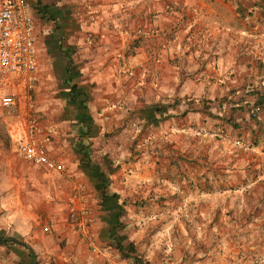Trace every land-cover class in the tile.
Masks as SVG:
<instances>
[{
    "label": "crops",
    "instance_id": "0c3cea01",
    "mask_svg": "<svg viewBox=\"0 0 264 264\" xmlns=\"http://www.w3.org/2000/svg\"><path fill=\"white\" fill-rule=\"evenodd\" d=\"M28 2L42 37L35 111L48 150L66 168L50 183L61 212L63 202L81 207L87 201L97 203L106 219L98 180L83 170L80 157L68 155L61 138L58 127L70 121L78 130L71 150L85 146L107 179L106 192L117 193L123 207L133 198L147 199L156 218L190 220L193 233L206 221L219 224L209 231L219 247L213 257L180 264H254V251L264 252V232L250 228L259 200L252 190H264V108L254 114L257 98H246L239 86L231 102L223 100L235 84H223L221 75L243 76L242 60L264 62V0ZM239 15L244 36L238 34ZM205 61L214 64L213 79ZM252 71L263 77L257 68ZM71 85L86 95L85 118L92 119L88 133L79 116L66 119L75 111L64 94ZM103 131L112 133L104 144L99 141ZM239 190L245 197L240 202ZM80 238L68 236L73 243ZM44 239L33 232L25 241H3L12 243L22 261L44 247ZM193 244L179 252H198Z\"/></svg>",
    "mask_w": 264,
    "mask_h": 264
},
{
    "label": "rangeland",
    "instance_id": "374dc122",
    "mask_svg": "<svg viewBox=\"0 0 264 264\" xmlns=\"http://www.w3.org/2000/svg\"><path fill=\"white\" fill-rule=\"evenodd\" d=\"M238 18V34L244 36L245 34L240 32V28H242L240 22H245V20L240 15ZM41 38V34H38V43ZM241 48L245 49L243 45L239 44V50ZM218 63L216 62L215 68ZM238 63L246 68L243 71V76L238 74L233 78L229 74L224 76L226 73L221 75L223 84L228 82L235 84L232 88L229 87L222 97L223 100L225 98L229 102L237 95V86L241 92L244 91L248 99L256 98V92L261 91L264 87V82H262L264 81V72H260L264 67V62L259 61L256 65L249 60H242ZM204 65L206 69L211 70L206 74L210 76V79H213V62L205 61ZM252 68H257L258 73H261L259 76L263 74V77L251 75ZM40 79L39 77L37 84ZM241 84H244L245 87ZM53 86L55 87L56 84H51V87ZM3 94L4 92L0 89V99ZM33 97V115L37 119L35 93ZM260 105L261 108H264V101L260 102ZM253 110L254 114L260 111L256 108ZM26 113L27 109L22 99L16 109L4 107L0 100V237H12L19 241H25L26 238L32 236L33 232H39L45 238V245L36 249L34 255L21 261L18 258V253L12 249V243L0 240V264H33V262L34 264H132V260L121 254L115 244L106 238L103 231L106 227L104 213L98 209L97 203L90 206L86 201L79 207L71 201L70 204L63 202L64 205L61 208L64 213L61 212L59 205L55 202L56 199L53 198L55 189L50 183H55L58 174L64 175L66 168L63 173H49L26 161L18 153V145L24 137ZM75 114V111L70 110L66 119L72 120L73 117H76ZM254 114H251L250 117H255ZM74 124L69 121L66 125H60L58 128L62 131L61 138L65 139L64 143L70 149L68 155L76 156L78 159L79 156L71 150L72 144L77 143L78 130ZM39 125L45 134L46 130L42 124L39 123ZM111 134L103 131L99 136L100 143L104 144ZM140 147L143 146L136 148ZM117 167H120V164H117L115 168ZM147 190L144 189V191ZM240 191L238 193L239 202L240 198H245ZM252 191L250 192L253 193L254 200H259L258 204H254L250 228L254 233L264 232V190L254 189ZM134 199L129 200V203L124 206V212L120 218L123 227L118 231V235L125 234L126 241H132L135 244L136 252L141 257L143 264L147 260H156L159 263L165 262V264H180L185 260L198 262L206 260L207 255L212 256L219 249L218 246H215L217 239L215 234L209 235V231H214V228L219 225L214 222V219L206 221L205 224L200 222L197 232L193 233L191 227L194 223L190 220H161L162 216L159 219L153 214L155 206L150 204L149 200L142 198L133 201ZM241 207L244 208L243 205ZM59 213L62 214V218L58 217ZM222 225H224L223 222ZM85 233L92 236V241L85 237ZM71 234H78L81 241L78 242L74 239V243L71 242L68 239ZM191 234H194V237ZM49 237L50 240L46 239ZM255 240L258 241V238ZM192 244L199 248L198 252H179L182 247ZM261 244L258 243V245ZM75 246H81V248L76 249ZM203 246L206 247V251H203L205 248ZM261 250L257 249L252 254L254 264H264V252L261 253Z\"/></svg>",
    "mask_w": 264,
    "mask_h": 264
},
{
    "label": "built area",
    "instance_id": "2783aa9c",
    "mask_svg": "<svg viewBox=\"0 0 264 264\" xmlns=\"http://www.w3.org/2000/svg\"><path fill=\"white\" fill-rule=\"evenodd\" d=\"M38 40L28 0H0V89L6 91L0 100L4 107L16 109L22 99L27 109L18 153L46 171L63 173L65 165L48 150L43 129L33 115ZM85 237L90 240L92 236L85 233Z\"/></svg>",
    "mask_w": 264,
    "mask_h": 264
},
{
    "label": "trees",
    "instance_id": "16d2710c",
    "mask_svg": "<svg viewBox=\"0 0 264 264\" xmlns=\"http://www.w3.org/2000/svg\"><path fill=\"white\" fill-rule=\"evenodd\" d=\"M68 97L69 105L76 113L79 112L78 117L79 123H83L85 127V133H88L92 128V119L88 116L86 106L84 101L86 100V95L77 90L76 85H71L68 87V90L64 92ZM257 94V103L264 101V87L261 91L256 92ZM261 108L258 107V109ZM84 133L81 130V134ZM78 147L75 149V152L79 155L80 164L85 172L90 175H95L96 180L99 182V192L101 197L100 206L101 209L106 213V227L104 228V233L106 238H108L112 243L115 244V247L118 251L123 254L125 257H128L132 260V264H143L141 257L137 254L135 244L132 241H126L127 237L125 234H119L118 231L123 227L121 216L124 212V207L119 203V195L117 193H107L105 188L107 185V179L103 172H101L96 164L91 161V158L83 144H77ZM118 235V236H117ZM125 243V244H124ZM144 264H147L144 263Z\"/></svg>",
    "mask_w": 264,
    "mask_h": 264
},
{
    "label": "water",
    "instance_id": "95a60500",
    "mask_svg": "<svg viewBox=\"0 0 264 264\" xmlns=\"http://www.w3.org/2000/svg\"><path fill=\"white\" fill-rule=\"evenodd\" d=\"M9 239H11V237H6V238H1L0 237V240H9ZM33 264H34V262H33Z\"/></svg>",
    "mask_w": 264,
    "mask_h": 264
}]
</instances>
